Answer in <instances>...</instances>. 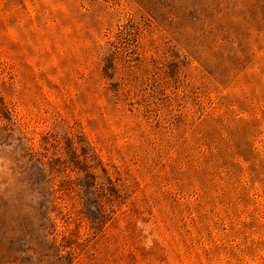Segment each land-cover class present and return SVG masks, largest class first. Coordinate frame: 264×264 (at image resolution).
<instances>
[{"label":"rangeland","instance_id":"374dc122","mask_svg":"<svg viewBox=\"0 0 264 264\" xmlns=\"http://www.w3.org/2000/svg\"><path fill=\"white\" fill-rule=\"evenodd\" d=\"M0 264H264V0H0Z\"/></svg>","mask_w":264,"mask_h":264}]
</instances>
